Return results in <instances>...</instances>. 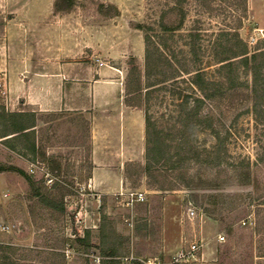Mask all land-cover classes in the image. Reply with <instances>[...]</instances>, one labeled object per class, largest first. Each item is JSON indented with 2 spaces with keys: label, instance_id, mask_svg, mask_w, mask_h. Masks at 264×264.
Returning <instances> with one entry per match:
<instances>
[{
  "label": "rangeland",
  "instance_id": "1",
  "mask_svg": "<svg viewBox=\"0 0 264 264\" xmlns=\"http://www.w3.org/2000/svg\"><path fill=\"white\" fill-rule=\"evenodd\" d=\"M70 4L0 0V83L7 99L10 81L38 76L53 64L118 68L120 89L125 91L135 62L144 73L145 109L139 116L144 126L134 125L138 137L132 155L122 154L116 146L122 135L112 134V140L109 133L102 135L113 146L100 157L112 168L102 173L101 178L113 180L104 188L89 183L95 139L91 171L88 124L72 114L39 116L44 125L41 150L61 167L58 177L41 159L33 164L0 144V167L7 169L0 173V231L5 239L0 237V245L17 247L12 259L19 264H264V56L256 82L240 62H227L233 64L219 71L220 59L231 55L238 35L250 56L257 49L264 51V0H75L72 8ZM146 39L153 53L149 69ZM196 75L219 84L222 94L204 99L194 84ZM109 78L104 75L105 85ZM103 91L109 93L107 88ZM107 102L103 99L98 105ZM0 104L6 109L2 92ZM74 120L79 121L78 128L69 124ZM22 146L15 144L18 152ZM123 163L140 164L135 168L139 178L132 169L131 180L126 179ZM147 165L158 169L165 184L176 190L149 187ZM14 169L24 171L42 194L63 205L64 213L51 216ZM128 189L146 192V202L134 209L125 207L118 195ZM189 210L196 213L192 220ZM103 215L106 231L115 230L123 238L118 241L128 257H100ZM86 231L89 253L76 243ZM194 243L200 247L199 261L176 262L179 253Z\"/></svg>",
  "mask_w": 264,
  "mask_h": 264
},
{
  "label": "crops",
  "instance_id": "2",
  "mask_svg": "<svg viewBox=\"0 0 264 264\" xmlns=\"http://www.w3.org/2000/svg\"><path fill=\"white\" fill-rule=\"evenodd\" d=\"M89 49L92 50V47H89ZM74 51V49H71L70 52L75 54ZM63 54L66 53L64 52ZM79 54L76 52V56ZM57 55L64 56L59 53ZM65 56L72 59L75 58L74 55L70 54ZM74 66V64H67L66 66L53 64L49 67L47 66L46 72H40L38 76L18 78L15 79L14 83L10 81V100L6 98V109L3 107V104H0V117L3 114H35L34 120L29 118V121H25V124L31 127L29 131L34 132V136L32 135L30 137L29 143L33 142L40 152H42L40 130H42L44 125L39 120V116L69 113L76 118L79 117L84 123L88 124L91 171L92 138L95 139L93 142V177L91 176L89 183L95 188L110 187L112 186L111 184L107 185L105 183L108 180L107 183L113 182L112 177H104L103 179L101 176L102 173H107L112 168L110 169L108 168V164L102 163L100 157L107 155V152L113 146L112 142L111 144L107 142L105 140L106 138L102 137V135L109 133L111 140L113 137L112 134L122 135L121 143H116V146L119 149L121 148V150L123 149L121 151L122 154L132 155L135 148L133 140L138 137V134H136L138 131L136 130L135 132L134 125L138 124L139 126L140 122V126L143 128L144 120L140 117L139 121L141 111L132 109L125 104V91L124 89H120L119 84L121 80L117 75L120 73L118 68L111 67L110 69L93 70L91 67L92 64H90V67L82 69ZM106 74H109L111 78L107 80L108 84L105 85L104 75ZM105 88L108 89V94L103 91ZM103 99L104 101H108L106 105H98V102L102 103ZM8 107L12 109L9 110ZM69 124L72 127H77L79 126V121L74 120ZM0 129H2L1 126ZM108 130L109 132H107ZM18 140V135L9 134L7 138H0V144L7 152L13 151L18 156H21L20 150L18 152L15 144L21 143L23 145L21 152L27 153L26 139H20L22 140L21 142H18ZM22 159L27 160L25 158ZM6 170V168L0 167V173H4ZM1 226L0 230L2 229ZM1 236L3 235H1L0 231ZM1 240L4 241L5 239L1 237ZM1 240L0 244L2 243ZM98 259L100 260V258Z\"/></svg>",
  "mask_w": 264,
  "mask_h": 264
},
{
  "label": "trees",
  "instance_id": "3",
  "mask_svg": "<svg viewBox=\"0 0 264 264\" xmlns=\"http://www.w3.org/2000/svg\"><path fill=\"white\" fill-rule=\"evenodd\" d=\"M71 4L75 0H66ZM70 4V8H72ZM58 9V8H57ZM69 11V10H68ZM60 13L61 11H57ZM242 28V19L239 21L237 29L240 30ZM238 41L237 45H235L234 49L231 51V55L227 59H220L219 64H221L219 71L225 70L226 68L230 67V64L233 62H240L245 68L250 70L254 74V81L256 82L257 77L259 75V70L262 68V65L259 64V61L264 56V51L261 49H257L251 56L249 47L246 43L240 39L239 35L237 36ZM149 40L146 39V60H147V67L148 69L151 67L150 61L152 59V51L150 50ZM237 60V61H234ZM232 63H227L231 62ZM194 84L198 86L199 90L203 94V98L206 100H212L218 95L222 94V87L219 86L217 83L206 82L201 78V75H196ZM214 92V93H213ZM145 87H144V73L143 70L138 66L135 62L131 63V68L128 72V75L125 80V104L135 110L143 111L145 109ZM35 114L27 113V114H3L1 115V139L7 138L9 134L18 135V142L22 141L20 139H26V150L27 153L21 152L20 155L31 161L33 164H36L38 159L42 160V163L48 168L50 174L53 176H60L61 167L55 162L54 157H47L46 153H42L37 150L36 145L30 141V137L34 136V132H31V127L28 124H25V121L28 122L29 118L34 120ZM150 123V119L146 117V125L148 126ZM29 131V132H28ZM150 150L147 149V156L150 157ZM32 158H31V157ZM140 164H133L127 163L125 165V176L126 179L131 180V171L137 175L139 178L140 174L137 173L138 171L135 168H139ZM15 172L22 175L28 183H30L32 189L35 191V197L38 198V204L40 206L45 207L51 216L55 212H60L62 215L64 213V206L58 205L54 200L49 198L47 195L41 193L42 190L38 188V184H36L33 179H31L24 171L19 169H14ZM56 170V171H55ZM144 175L147 178L148 186L153 188L156 186V190L158 191H169V190H176L175 186L171 185L168 186L165 183H168L164 177V175L158 171L155 167L151 165H147L144 168ZM43 183V181H42ZM158 183V184H156ZM40 184V183H39ZM58 186L57 183L53 185V188ZM52 188V189H53ZM102 218V225L100 227V237H101V245L99 246L100 257L103 259H110V260H117L122 257H128L129 252H123L121 249V243L118 240H122L123 238L117 235L115 230H108L106 231L105 228V215ZM260 216V215H258ZM259 218V217H258ZM261 227V222L258 219V227ZM90 240V231L85 232V236L81 239L76 241L77 245L86 248V253H89V249L91 248ZM19 249L14 246L10 245H0V257L1 263L0 264H19L12 259V256L15 255ZM64 256V255H63ZM64 258V257H63ZM115 264H119L116 263Z\"/></svg>",
  "mask_w": 264,
  "mask_h": 264
},
{
  "label": "built area",
  "instance_id": "4",
  "mask_svg": "<svg viewBox=\"0 0 264 264\" xmlns=\"http://www.w3.org/2000/svg\"><path fill=\"white\" fill-rule=\"evenodd\" d=\"M0 92H2V95L7 98V91L5 85L0 83ZM34 170L31 169V173H33ZM48 175V174H47ZM49 177V176H48ZM48 182L51 183V179L48 178ZM120 198L123 199V203L125 204V207L129 209H134L138 205L144 204L147 200V193L141 190H131L128 189L124 192H121L118 195ZM196 216V213L194 210H189L188 212V218L189 220L194 219ZM200 247L196 245L195 243L190 245L189 249L187 251H181L179 255L177 256L176 262H182V263H191V262H198ZM147 264H154L153 262L149 261Z\"/></svg>",
  "mask_w": 264,
  "mask_h": 264
}]
</instances>
